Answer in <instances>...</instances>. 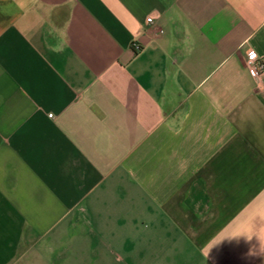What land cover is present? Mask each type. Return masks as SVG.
<instances>
[{
	"label": "crops",
	"instance_id": "1",
	"mask_svg": "<svg viewBox=\"0 0 264 264\" xmlns=\"http://www.w3.org/2000/svg\"><path fill=\"white\" fill-rule=\"evenodd\" d=\"M251 48L264 0H0V264H264Z\"/></svg>",
	"mask_w": 264,
	"mask_h": 264
},
{
	"label": "built area",
	"instance_id": "2",
	"mask_svg": "<svg viewBox=\"0 0 264 264\" xmlns=\"http://www.w3.org/2000/svg\"><path fill=\"white\" fill-rule=\"evenodd\" d=\"M148 21L152 22L153 17H148ZM245 64L254 77L261 78L264 75V57L255 49L251 48L247 51Z\"/></svg>",
	"mask_w": 264,
	"mask_h": 264
}]
</instances>
